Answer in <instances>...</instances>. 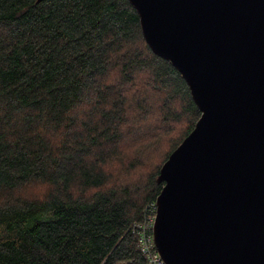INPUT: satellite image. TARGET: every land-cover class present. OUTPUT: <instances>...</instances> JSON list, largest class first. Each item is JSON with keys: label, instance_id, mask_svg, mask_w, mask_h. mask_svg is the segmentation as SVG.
<instances>
[{"label": "trees", "instance_id": "obj_1", "mask_svg": "<svg viewBox=\"0 0 264 264\" xmlns=\"http://www.w3.org/2000/svg\"><path fill=\"white\" fill-rule=\"evenodd\" d=\"M36 1L0 0V264H148L134 226L201 111L130 0Z\"/></svg>", "mask_w": 264, "mask_h": 264}, {"label": "water", "instance_id": "obj_2", "mask_svg": "<svg viewBox=\"0 0 264 264\" xmlns=\"http://www.w3.org/2000/svg\"><path fill=\"white\" fill-rule=\"evenodd\" d=\"M130 2L201 111L157 179L159 253L165 264H264V0Z\"/></svg>", "mask_w": 264, "mask_h": 264}, {"label": "built area", "instance_id": "obj_3", "mask_svg": "<svg viewBox=\"0 0 264 264\" xmlns=\"http://www.w3.org/2000/svg\"><path fill=\"white\" fill-rule=\"evenodd\" d=\"M149 213L147 219L134 226V232L139 236V244L141 252L148 264H165L164 259L159 253L153 235V227L156 217V203L149 205Z\"/></svg>", "mask_w": 264, "mask_h": 264}, {"label": "rangeland", "instance_id": "obj_4", "mask_svg": "<svg viewBox=\"0 0 264 264\" xmlns=\"http://www.w3.org/2000/svg\"><path fill=\"white\" fill-rule=\"evenodd\" d=\"M137 74L138 75H137V78H135V80L140 81V79L144 76V74L143 75H140L139 73H137ZM123 90H124V93L128 92V90L126 88H123ZM140 90H141L140 88L139 89H136V93H135L136 96H140V93H141ZM133 108H134L133 107V104L130 102V100L128 98L126 104L124 105V109L123 110H124L125 116L126 117H129L131 119L130 122H131L132 126H134L135 128H138L140 126V127H142L143 130H150V123H149V121L147 119H143V120L140 119V120H138L137 119L138 117L135 116V114H134L135 112L133 111ZM136 135H141V130H139L136 133Z\"/></svg>", "mask_w": 264, "mask_h": 264}]
</instances>
